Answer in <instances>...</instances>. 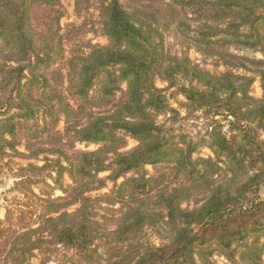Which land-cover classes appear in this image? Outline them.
Segmentation results:
<instances>
[{
	"label": "trees",
	"instance_id": "trees-1",
	"mask_svg": "<svg viewBox=\"0 0 264 264\" xmlns=\"http://www.w3.org/2000/svg\"><path fill=\"white\" fill-rule=\"evenodd\" d=\"M74 2L106 44L61 0H0V264H264V0ZM158 80L205 134L159 123L181 112Z\"/></svg>",
	"mask_w": 264,
	"mask_h": 264
},
{
	"label": "rangeland",
	"instance_id": "rangeland-1",
	"mask_svg": "<svg viewBox=\"0 0 264 264\" xmlns=\"http://www.w3.org/2000/svg\"><path fill=\"white\" fill-rule=\"evenodd\" d=\"M60 9L63 13V17L61 18V25L68 27L67 25H74V28L78 29L79 35L82 36L85 42H92V43H99V44H106L107 38L101 35L99 31V24H98V12L96 9H90V11L83 10L80 14L75 11V2L74 0H61ZM67 26V27H66ZM66 48H69V45H66ZM240 54L249 56V57H262V52L256 51L253 49L241 48L236 50ZM191 58L201 64L203 67L220 72L223 71L225 68L224 66L218 65L214 59L205 58L200 53L196 52L195 50L190 51ZM158 86L161 88H166V93L169 96L170 103L173 104L172 106L179 110L181 114L179 116L173 117L171 115L162 114L158 117V121L161 124H164L167 127L174 126L177 128V131L180 132H188L195 138L199 137V134H205L206 130L209 129L210 121L204 120L202 118H193L192 120H187L183 118L186 115L185 109L182 108V102L184 98L180 95L174 94L175 87L168 88L169 83L163 80H158ZM253 94L255 96H261L262 90L260 87L259 81L254 83L253 87ZM216 122L220 124H224V129L227 130V120H225L222 116H217L215 118ZM264 136V133H262ZM137 145V141L133 138H128V146L124 150H130ZM81 148H84L83 145H80ZM94 145H90L88 149H94ZM201 156H213L212 151L209 148H202L199 151ZM28 161L17 159L14 163V166L17 167L19 165H24ZM147 169L150 172H153V167L148 166ZM14 178L12 177L11 173H4L3 176L0 177V218H4L5 209H4V197L6 196V192L13 186ZM112 184H109L108 188H110ZM107 188V189H108ZM105 189L104 191H107ZM9 195V194H7ZM261 195L264 196V184L261 187ZM152 241L159 242L157 237L154 235L151 237ZM59 255H54L47 264H59L65 258L62 257V253ZM214 260L217 264H230L229 261L224 257L214 256ZM42 256H38L37 258L33 259L30 264H41Z\"/></svg>",
	"mask_w": 264,
	"mask_h": 264
},
{
	"label": "water",
	"instance_id": "water-1",
	"mask_svg": "<svg viewBox=\"0 0 264 264\" xmlns=\"http://www.w3.org/2000/svg\"><path fill=\"white\" fill-rule=\"evenodd\" d=\"M218 124H220V123L218 122Z\"/></svg>",
	"mask_w": 264,
	"mask_h": 264
}]
</instances>
